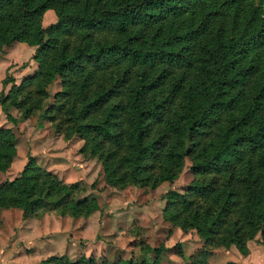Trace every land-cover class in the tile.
Returning a JSON list of instances; mask_svg holds the SVG:
<instances>
[{
    "label": "trees",
    "instance_id": "obj_1",
    "mask_svg": "<svg viewBox=\"0 0 264 264\" xmlns=\"http://www.w3.org/2000/svg\"><path fill=\"white\" fill-rule=\"evenodd\" d=\"M47 10L56 20L44 27ZM13 42L34 48L37 68L19 83L2 79L7 120L8 105L27 117L29 102L40 107L59 79L43 118L62 116L58 129L84 140L108 184L173 182L189 159L193 178L164 194V220L194 229L204 247L247 255L258 232L264 247V0H0V55ZM16 152L14 132L0 127V172ZM79 190L29 156L18 176L0 184V211L88 216L98 203L77 197ZM143 250L155 257L45 262L160 264L163 247ZM177 253L210 264L204 249Z\"/></svg>",
    "mask_w": 264,
    "mask_h": 264
},
{
    "label": "rangeland",
    "instance_id": "obj_2",
    "mask_svg": "<svg viewBox=\"0 0 264 264\" xmlns=\"http://www.w3.org/2000/svg\"><path fill=\"white\" fill-rule=\"evenodd\" d=\"M42 17L45 27L56 20L52 10ZM34 48L24 42H13L5 47L0 64L1 81L12 76L17 65L32 60ZM10 84L3 88L7 93ZM61 88L59 79L47 86V94L41 106H33L27 117L24 108L8 105L6 110L13 121L7 120L0 107V127H10L16 136V156L4 172H0V184L11 180L23 169L28 157L32 156L42 168L55 174L66 184L77 183V197H93L98 208L88 216L73 217L59 210H40L25 217L19 208L0 211V264H47L51 256H66L70 260L80 256L115 261L119 258L152 260L154 252L143 250L144 246L163 247L160 264H190L186 256L206 251L210 264H264V247L261 232L247 242L248 254L242 255L234 246L204 247L203 240L194 229L183 231L163 218L164 194L170 189L182 191L193 176L190 161L173 182H162L152 187L127 184L116 187L108 184L103 175L101 160L83 149L84 140L76 134L66 135L65 125L58 129L62 116L43 118L48 104ZM19 96V95H18ZM23 94L19 96L21 99ZM35 97V96H34ZM38 97V95H37Z\"/></svg>",
    "mask_w": 264,
    "mask_h": 264
},
{
    "label": "crops",
    "instance_id": "obj_3",
    "mask_svg": "<svg viewBox=\"0 0 264 264\" xmlns=\"http://www.w3.org/2000/svg\"><path fill=\"white\" fill-rule=\"evenodd\" d=\"M47 13H50L49 10L46 11V14ZM5 47H8V46H5ZM4 48H3V51H4ZM31 48H33V47H31ZM3 51L1 52V55H0V64L4 60L2 57ZM36 68H37V63L32 59L25 66L22 65V67H20V65H17L16 68L13 70L12 77L14 78L16 83H19L23 77L33 73L36 70ZM1 86H2V84H1Z\"/></svg>",
    "mask_w": 264,
    "mask_h": 264
}]
</instances>
